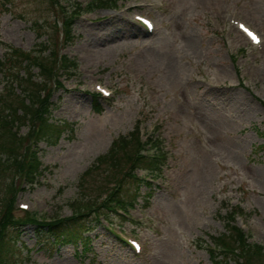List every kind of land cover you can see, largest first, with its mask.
<instances>
[{
  "label": "rangeland",
  "instance_id": "obj_1",
  "mask_svg": "<svg viewBox=\"0 0 264 264\" xmlns=\"http://www.w3.org/2000/svg\"><path fill=\"white\" fill-rule=\"evenodd\" d=\"M77 1L84 4L64 43V13L52 0H0V58L13 47L60 57L38 107L64 126L55 142L37 143L47 167L40 183L23 181L20 168L0 176V204L12 197L18 217H66L92 209L120 184L115 196L135 205L126 220L110 217L111 227L93 211L78 216L87 221L86 243L37 233L28 221L9 264H212L207 244L226 231L233 210L264 244V0H97L89 9L91 0ZM61 2L72 9L75 0ZM136 14L151 18L153 29ZM239 22L260 40L252 42ZM63 57L76 62L75 74L60 71ZM98 84L109 94L95 97ZM139 120L165 153L150 185L97 161ZM17 131L31 136L29 123ZM128 237L139 239V252Z\"/></svg>",
  "mask_w": 264,
  "mask_h": 264
},
{
  "label": "trees",
  "instance_id": "obj_2",
  "mask_svg": "<svg viewBox=\"0 0 264 264\" xmlns=\"http://www.w3.org/2000/svg\"><path fill=\"white\" fill-rule=\"evenodd\" d=\"M52 1L58 3L56 0ZM69 27L70 22L63 20L64 32L66 31L68 38ZM47 47L45 46L43 51ZM11 53L0 58V77L1 81H4L0 88V176L6 171L12 172L13 169L20 168L25 180L34 184L39 180L42 168L37 152L33 149L29 156L26 152L30 142L33 138H47L55 142L64 127L62 123L49 121L51 114H45L47 109L41 110L38 107L46 90L43 81L52 76L58 57L55 55V59H51L52 49L42 55L43 53H32L21 47H13ZM71 64L72 62L66 60L67 67ZM33 67L38 69L37 74L41 76L39 80L32 70ZM21 69L25 71V75L20 74ZM25 123H29L31 136L17 131L18 127ZM154 143L158 148V143ZM141 149L142 144L135 126L134 134L119 135L113 139L108 149L97 157V161L106 164L111 173L117 175L124 172L131 181L138 183L139 179L134 172L136 168L159 171L163 161L161 154H143ZM115 192L116 190L112 191L109 198L112 197L116 204L122 205L124 198L115 196ZM11 199L12 197L3 198L0 204V264H9L18 252V236L22 226L28 221L35 225L37 233H47L57 239L60 237L59 241H88L80 234L81 230L87 229L84 226L87 221L78 220L77 216L53 217L49 222L37 221L33 216L26 214L18 217L14 214ZM225 229L226 231L212 235L213 246L207 248L212 264H228L230 260L235 264H264V249L259 243L247 240L243 231L231 223L230 219Z\"/></svg>",
  "mask_w": 264,
  "mask_h": 264
},
{
  "label": "snow or ice",
  "instance_id": "obj_3",
  "mask_svg": "<svg viewBox=\"0 0 264 264\" xmlns=\"http://www.w3.org/2000/svg\"><path fill=\"white\" fill-rule=\"evenodd\" d=\"M249 35H251V33H249ZM253 39H255V37L253 36Z\"/></svg>",
  "mask_w": 264,
  "mask_h": 264
}]
</instances>
